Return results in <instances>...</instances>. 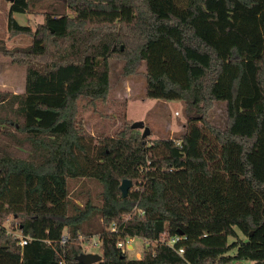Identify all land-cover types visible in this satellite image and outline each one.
<instances>
[{
    "label": "trees",
    "instance_id": "1",
    "mask_svg": "<svg viewBox=\"0 0 264 264\" xmlns=\"http://www.w3.org/2000/svg\"><path fill=\"white\" fill-rule=\"evenodd\" d=\"M37 1L6 10L9 35L30 43L0 40L25 67L22 92L0 91V264H83L94 236L93 264H264V0H65L20 24ZM111 58L124 74L144 61V96L195 112L178 138L142 137L127 119L86 129L85 111L104 115ZM216 101L223 127L207 119ZM86 181L99 199L78 203ZM133 237L139 258L117 247Z\"/></svg>",
    "mask_w": 264,
    "mask_h": 264
},
{
    "label": "rangeland",
    "instance_id": "2",
    "mask_svg": "<svg viewBox=\"0 0 264 264\" xmlns=\"http://www.w3.org/2000/svg\"><path fill=\"white\" fill-rule=\"evenodd\" d=\"M65 0H38L31 11L27 13H14L13 16L20 24H28L34 28L43 20V11L49 8L63 10ZM9 1L0 0V40L6 47H25L30 43V37L26 35L10 36L6 27V10ZM49 7V8H48ZM110 70V89L104 105L99 104L98 109L104 113L93 112L91 109L85 111L86 129L89 132L106 131L111 133L120 125L123 119L131 120L133 123L142 121L150 129L151 139L155 138H178L185 129L187 117L195 113L193 110L187 112L185 103L181 100H163L147 98L145 92L144 61L137 70L131 74L122 72L123 60L111 58L108 60ZM25 87V67L14 63L9 56L0 52V91L22 92ZM207 119L214 125L223 127L226 121L224 102H214L207 114ZM140 132L142 129L139 128ZM149 138V139H150ZM135 184L132 191L139 190ZM81 184V181H80ZM79 184V185H80ZM100 187L92 181H86L83 186V199L87 196L95 202L98 201L97 193ZM19 233L17 230L8 229ZM142 237H133L128 241V248L124 254L128 258H139L144 248ZM84 252L101 253L98 251V239L96 236L82 241ZM234 250L228 253L232 254ZM219 264H253L252 260H234Z\"/></svg>",
    "mask_w": 264,
    "mask_h": 264
},
{
    "label": "water",
    "instance_id": "3",
    "mask_svg": "<svg viewBox=\"0 0 264 264\" xmlns=\"http://www.w3.org/2000/svg\"><path fill=\"white\" fill-rule=\"evenodd\" d=\"M9 2H12L13 0H7ZM133 127L135 128H141L142 132L141 135L142 137L148 136L150 133V129L144 125L142 121H138L132 124ZM131 186V181L128 179H123L121 184L119 185V189L121 191L122 196H126L128 194V190ZM101 255L98 253H91V252H86V253H80L79 255L76 256V260L80 261L83 264H93L98 261H100Z\"/></svg>",
    "mask_w": 264,
    "mask_h": 264
},
{
    "label": "built area",
    "instance_id": "4",
    "mask_svg": "<svg viewBox=\"0 0 264 264\" xmlns=\"http://www.w3.org/2000/svg\"><path fill=\"white\" fill-rule=\"evenodd\" d=\"M137 191L138 190L136 188V190H134V192H137ZM111 229L112 230L114 229L113 224H112ZM7 233H11L13 236H15L17 238V240H18L19 246H21V247L24 246L27 243V241H28V237L22 235L21 233L11 232L10 230H7ZM131 239L132 238H127L126 240L118 241L117 242V247H119L124 252L125 248H128L130 246V245H128V241H131ZM177 240H178V237H173V238H170L167 243L172 246ZM60 241H61V243H64L66 241L65 234L62 235ZM176 252L177 253H182L183 249L182 248H178V249H176Z\"/></svg>",
    "mask_w": 264,
    "mask_h": 264
}]
</instances>
